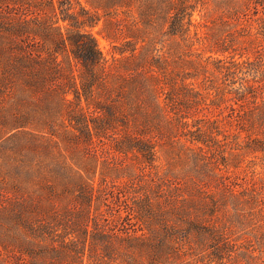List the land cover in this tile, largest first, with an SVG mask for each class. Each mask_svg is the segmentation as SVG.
<instances>
[{
    "label": "trees",
    "instance_id": "1",
    "mask_svg": "<svg viewBox=\"0 0 264 264\" xmlns=\"http://www.w3.org/2000/svg\"><path fill=\"white\" fill-rule=\"evenodd\" d=\"M0 264H264V0H0Z\"/></svg>",
    "mask_w": 264,
    "mask_h": 264
},
{
    "label": "rangeland",
    "instance_id": "2",
    "mask_svg": "<svg viewBox=\"0 0 264 264\" xmlns=\"http://www.w3.org/2000/svg\"><path fill=\"white\" fill-rule=\"evenodd\" d=\"M62 25V24H61ZM99 29L100 27L95 28L94 30H92V33L94 34V36L97 39L98 42V46L101 49V51L104 54H107L108 50H109V45L108 43L98 34L99 33Z\"/></svg>",
    "mask_w": 264,
    "mask_h": 264
}]
</instances>
